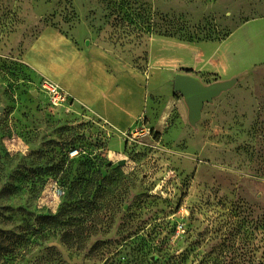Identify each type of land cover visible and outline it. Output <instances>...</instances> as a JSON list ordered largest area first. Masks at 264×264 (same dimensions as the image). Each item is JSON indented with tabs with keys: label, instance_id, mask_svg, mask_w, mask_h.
Listing matches in <instances>:
<instances>
[{
	"label": "rangeland",
	"instance_id": "374dc122",
	"mask_svg": "<svg viewBox=\"0 0 264 264\" xmlns=\"http://www.w3.org/2000/svg\"><path fill=\"white\" fill-rule=\"evenodd\" d=\"M45 27L98 52L130 128L47 103ZM186 69L236 78L194 126ZM0 107V264H264V0H0Z\"/></svg>",
	"mask_w": 264,
	"mask_h": 264
},
{
	"label": "crops",
	"instance_id": "0c3cea01",
	"mask_svg": "<svg viewBox=\"0 0 264 264\" xmlns=\"http://www.w3.org/2000/svg\"><path fill=\"white\" fill-rule=\"evenodd\" d=\"M49 36L51 40L47 41ZM46 42H49L48 50L51 51V54L48 53L50 64L46 62L45 52L39 49ZM54 46L60 52L52 49ZM30 48L31 51L35 48L32 53ZM25 58L70 94L71 111L85 109L87 113L104 118L117 130L130 128L132 122L138 118L137 112H132L120 104L117 93L111 87L112 74L108 72L107 65L95 49H81L58 30L45 27L26 51ZM43 61L50 66H41ZM63 61L65 64H61ZM51 64L62 67L64 75L68 77V83L60 81L57 75L52 74ZM109 143L112 145V141ZM120 147H124V140L119 144ZM122 148L119 155H122ZM123 159L124 157H121L119 160Z\"/></svg>",
	"mask_w": 264,
	"mask_h": 264
},
{
	"label": "water",
	"instance_id": "95a60500",
	"mask_svg": "<svg viewBox=\"0 0 264 264\" xmlns=\"http://www.w3.org/2000/svg\"><path fill=\"white\" fill-rule=\"evenodd\" d=\"M235 82L236 78H231L203 85L189 72H177L173 76V92L183 97L187 106L188 122L194 126L201 118L204 104L212 102L216 96L231 88ZM0 110H2L1 107Z\"/></svg>",
	"mask_w": 264,
	"mask_h": 264
},
{
	"label": "built area",
	"instance_id": "2783aa9c",
	"mask_svg": "<svg viewBox=\"0 0 264 264\" xmlns=\"http://www.w3.org/2000/svg\"><path fill=\"white\" fill-rule=\"evenodd\" d=\"M38 91L40 93H43L47 103L53 107V108H59L62 111L69 112L71 111V105H72V98L70 94L65 91L60 85H58L55 81L51 79H44L41 81V83L38 86ZM141 121V128L144 129V119L140 118ZM137 135V129L136 127L129 129L124 134V142L127 146L131 145V142L134 141ZM63 192V187L57 180L49 181L47 183L46 187L44 188V191L40 195V198H48L50 196L54 198H58ZM54 206L55 202H51ZM39 207H45L47 210L52 205L45 204V201L42 203H38Z\"/></svg>",
	"mask_w": 264,
	"mask_h": 264
},
{
	"label": "trees",
	"instance_id": "16d2710c",
	"mask_svg": "<svg viewBox=\"0 0 264 264\" xmlns=\"http://www.w3.org/2000/svg\"><path fill=\"white\" fill-rule=\"evenodd\" d=\"M185 71H186V72H191L192 70H191V69H186ZM2 234H3V232L0 231V245H1V243L3 242Z\"/></svg>",
	"mask_w": 264,
	"mask_h": 264
}]
</instances>
